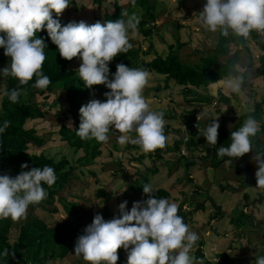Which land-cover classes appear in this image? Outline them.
Here are the masks:
<instances>
[{
    "label": "clouds",
    "instance_id": "obj_1",
    "mask_svg": "<svg viewBox=\"0 0 264 264\" xmlns=\"http://www.w3.org/2000/svg\"><path fill=\"white\" fill-rule=\"evenodd\" d=\"M132 2L134 5L135 0ZM69 7V0H0V33L6 36H0V47L11 59L10 66L0 73L18 80V87L5 90L3 94L15 104L25 94L22 86L28 85L33 78L35 88L46 89L51 84L49 76L43 73L47 44L44 38L36 35L46 28L61 58L80 61L78 76L86 88L105 85L110 89L104 93L106 101L92 99L80 107L76 134L82 140L108 143L109 133L116 131L121 146L137 145L145 153L165 148L168 139L165 114L153 110L144 96L150 73L119 63L113 78H109L110 62L132 48L129 31L135 34L139 19L133 14L127 21L119 19L91 25L72 21L62 26L59 17ZM199 22L205 30L219 32L224 37L233 35L247 40L253 31L264 35V0H207L199 12ZM243 83V75H236L227 79L225 86L239 94ZM213 101L210 104L215 107L217 104L213 105ZM10 124L11 121L5 120L0 134ZM207 124L204 122L199 127L195 120L190 123L198 133ZM219 127L218 120L213 119L203 133L210 146L217 145ZM260 131L259 122L248 115L243 125L231 132L230 145L219 147L217 155L238 159L254 153L257 187L264 189V146L253 143ZM180 152L185 153V150ZM21 168L26 169L28 165L22 164ZM56 180L54 168L47 165L21 171L15 177L0 174V219L26 220L29 206L43 203L49 195L43 185L50 188ZM143 192L148 196L146 200L133 202L130 210L128 202L123 201L112 219L105 220L101 214H96L78 236L75 255L82 256L87 264H117L118 249L122 248L127 264H204L191 253L199 235L178 214V204L167 198H157L151 185L145 184ZM187 193L179 197V203L186 201L184 205L188 206L192 204L186 198L192 196L190 191ZM184 205L183 210H187ZM197 207L199 204L195 209ZM261 221L264 222V217ZM2 255L7 257L9 250L4 249ZM255 264H264V256L257 255Z\"/></svg>",
    "mask_w": 264,
    "mask_h": 264
},
{
    "label": "rangeland",
    "instance_id": "obj_2",
    "mask_svg": "<svg viewBox=\"0 0 264 264\" xmlns=\"http://www.w3.org/2000/svg\"><path fill=\"white\" fill-rule=\"evenodd\" d=\"M108 1L110 2V6L113 2L111 0ZM149 1H153L155 4L157 3V17L155 20L149 19L147 17L146 19L148 24L143 26V29L146 28V26H151L149 23L151 21L153 24L151 28H153V30L150 35H143L141 38L142 41H138L140 35L138 27L135 34H133L130 30L129 39L132 46H140L141 48L146 47L145 39H152L153 48L150 50V54L147 55L150 58L154 56L156 52L161 54H163L164 51L167 52L168 43H171L173 44L174 48L177 49L179 61L187 64H195L198 62V58L200 56H206L209 54L208 51H210L216 44V39L218 38L216 36H218V33H212L208 31L206 32L205 30L203 34L198 33V31L200 32L204 28L199 22V17H196L199 16V12L202 11L203 7L198 10L192 9V5L197 0ZM71 3L74 4V1L69 0L70 7L68 9L73 10L76 4L71 5ZM76 3L78 4V2ZM88 4L92 5V3ZM77 8L81 10V7ZM89 9L90 12L93 13L95 10V5L93 4L91 7H89ZM81 11L83 12V9ZM141 11H143V9ZM132 12L139 19V22L140 20L144 19V17H146V15L135 10ZM100 13L101 9L98 7L97 18L100 16ZM78 14H81V12ZM258 35L259 38L256 39L257 42L250 44L251 51L249 53L243 52L241 54L240 60L236 67L233 68L231 76L225 77L221 84L204 88L191 85L184 87L173 83L172 85L174 86H171V88L166 90V88H168L167 83V86L162 87L159 92L154 88L148 89L149 86L147 85L144 90L145 98H157V93H160L161 96L158 97L167 100L169 104L173 103L174 100L179 101V113L177 114L176 120L179 124H184V129L187 130V132H189L188 126L193 120L199 124V127H202L204 122H208V124L203 127L202 131H205L206 127L213 120V117H217L218 123L221 118H224L221 120L220 127L218 129L219 137L221 134V129H230L236 123V117L231 116L251 111L255 107L256 103H259L260 105V119L257 121L259 123L264 121V104L262 103L264 101V77H259L260 74H258L260 68L259 59L262 55H264V50L260 48L261 45L264 44V35ZM187 39H190V44H181L180 41H185ZM232 51L233 47H231V52ZM73 67L79 68V64L73 62ZM2 69H4V66L0 64V70ZM150 75L153 74L150 73ZM236 75H243L244 82L246 83H243L242 91L239 94L231 92L225 86L226 80ZM3 79L4 77L2 76L0 79V85L3 82ZM155 79L159 78L155 76L153 77V80ZM164 82L165 81L162 78L160 80V85H164ZM187 87L191 89L190 92L185 91ZM195 95H211V99L209 102L196 101L193 99ZM220 96L224 97L225 100L227 99L229 103L227 104L226 101H220ZM237 96L239 97L238 99ZM27 98L28 100H33L31 95H29ZM53 99V94H51L47 100L39 97L38 95L35 96V100L37 102L44 101L46 103H52ZM92 99H99L102 102L106 101L104 90L95 89L92 87L86 102L88 103ZM216 99L218 101L217 105L215 107L211 106L210 103ZM205 108H209V110H206L205 112ZM42 109L46 112L45 118L43 117L36 120H28L24 124L25 128L32 127V129L35 130V134L44 139V142L40 147L30 144L28 152L31 151L33 153H43L45 156L52 157L54 160H59L61 157H65L69 161L74 162L75 160L80 159V157L84 155L82 149H76L75 147L68 145V143L60 137L58 132L60 127V124H58L59 120L60 122H64L67 126L71 127V119L69 114L66 112V104H54V106L51 107L42 106ZM216 109H218V111ZM162 112L165 114V120H167L171 115L169 110H164ZM222 114L224 116H222ZM48 115L50 119H47ZM51 116L57 119H53ZM198 116L199 118L197 119ZM171 132L173 139L180 138L177 132ZM109 135V142L103 143V145H106L99 147V149H101V154L95 157L91 163L84 165L80 163L75 165L72 177L58 194V196L62 198L55 199L53 204L46 205L41 209L39 208L38 211L30 209L29 206L26 220L14 222L11 220V218H9L12 222V231L10 233L11 241L16 237L18 226L22 223H25L35 215L44 218L49 226H69L76 225L80 220H86L90 216H94L98 213L103 214L104 211L102 207L106 206L108 207L110 218L112 219L114 214L118 213V205L123 201L128 202L127 208L129 209L133 202L146 200V198H148L147 194L143 192V186L145 183H142V180L139 178L135 180V176L138 175L139 171H142L139 174L144 176L147 174L146 184L152 186L153 193H155L160 188H165L166 185H162L158 178L152 176V174H155L157 171H149L155 167V161L152 162V168L149 169V167L145 166L143 163V167L139 169L138 163L140 162H137L134 158H131L134 162H130L131 159H129V164H127L126 158L128 156L126 157V155L123 154L122 157L119 158V154L115 153L113 156L111 152H108L110 149H112L117 152L125 151L128 152V154L132 153V151H127V149H119V143L117 142L118 136L116 133L111 131ZM199 135H201V132H199ZM172 137L168 135L169 142H173V140H171ZM261 137H263V135ZM111 145L116 147L112 148ZM135 146L137 147V145ZM210 150L211 146L207 144L206 138L201 139V145L199 144L198 151H201L202 153H209ZM177 155H179V152ZM253 155L254 153L250 152L239 158L240 165H250L249 163L254 164V166L247 172L245 171L244 174L242 169H240L241 173H239L237 168H230L227 166L217 170L216 175H214L215 172L211 170L207 162L205 164L202 163V165H200L201 167L198 168H186L184 166V159H181L182 165L180 173H178L179 188L177 191L172 190L174 195L172 193L170 194L169 201L172 202L175 200H181L179 195L184 194V189L189 188L190 186L195 185L197 188H200L201 193H199L197 197L192 196L188 198V202L192 204L188 205V207L195 209L196 205L199 204L201 209H198L197 207L198 210L192 214V218L195 219L198 224H200V221H203L206 223V225L200 224L199 226L193 220V222H189L188 220L185 221V223L189 225L192 231L199 235L201 242L205 243L208 231L213 233V241L216 238H221L222 241L226 240L228 243L227 245L215 244L211 242L210 252L204 251V254L207 253V257L213 262H219V259L214 255L215 251H226V253L232 255H230L231 257L236 256L237 258H244L235 259L236 261L233 260L229 264H255V259H251V254L256 250L259 251L258 255H262L264 252V247L255 249L258 246L257 244H264V222L258 218L259 212L264 215V210L258 208V204L261 206V204L264 202V194H260L261 191L257 186H255L257 183L254 186L248 184L251 181L252 183L256 182L255 172L258 170V168H256L257 165L252 160ZM132 157H134V155ZM141 158L142 157H140V159ZM193 158L197 159L196 157ZM118 161L126 162L127 167H130L124 168V165L119 167ZM172 162H174V160ZM146 165H148V163ZM176 166L179 169V164H176ZM187 173L190 174L192 180L190 182L185 179ZM242 176H245L246 180L242 181ZM131 184L134 186V193L129 191ZM100 189H105L111 193V197L100 196V194L97 193V191ZM179 189H181V193L179 192ZM210 189H213L214 191L208 194L207 192ZM244 192L248 193L249 199L245 201L246 203L249 202L247 204L249 207H244L245 201L241 197ZM175 193L178 195L175 196ZM204 200L206 201L205 204ZM69 202L75 203V206H70ZM68 208H72L74 211L70 212ZM240 210L248 214L250 218L245 221V224L241 228L235 229L234 227L228 225L229 222L227 217H229V215L226 212H230L232 215H234L239 213ZM221 213L223 214L220 215ZM180 215L183 216L184 219H192L190 216L188 217L184 211L183 214L181 213ZM219 215L221 221L214 222V217ZM237 216H240V214ZM210 226L216 227L215 230H211ZM228 231H231L230 235L227 234ZM230 239L233 240L230 241ZM238 239L240 243L237 241ZM73 249L75 248H72L66 255L69 260L66 259V256L63 258H55L56 264H87V262L83 260L82 256L75 255V251H73ZM70 253L72 256H69ZM118 255L120 259H118L117 264H127V255L123 249ZM245 257H249L248 261ZM49 264H53V260L49 262Z\"/></svg>",
    "mask_w": 264,
    "mask_h": 264
},
{
    "label": "trees",
    "instance_id": "obj_3",
    "mask_svg": "<svg viewBox=\"0 0 264 264\" xmlns=\"http://www.w3.org/2000/svg\"><path fill=\"white\" fill-rule=\"evenodd\" d=\"M73 1L74 4H76L75 8L73 10H65L62 16L59 17L62 26L72 21H85L89 25L96 23V21L92 18V14L94 15V12L91 13L89 9V7H91L93 4L96 7L100 5H103L104 7V12L102 13L101 18L102 24H105L108 21H116L119 19L124 20V14H126L129 18L130 15L134 14L132 12L133 10L140 12L143 9L144 13L143 11H141V14L146 15V18L148 17L149 19L153 20H155L156 18L155 4L151 3L149 0H135L134 5L132 0H127L126 9H123L120 4V0H114V2L113 0H111L113 3H111L110 6V2L108 0H87V2L86 0ZM75 1L78 2V4ZM206 2L207 0H197L192 5V9L195 10L202 8L204 4H206ZM88 3H92V5ZM74 4L71 3V5ZM77 7H81V10L83 9V12ZM79 12H81V14H78ZM87 14H90V17L92 19H89L88 16L85 18L84 16ZM54 18L56 17L54 16ZM147 24V19L140 20L138 24V30L142 36L150 35L153 30V28H151L153 25L146 26V28L143 29V26ZM199 33L203 34L204 31L201 30ZM217 33L218 36L216 37L218 38L216 39L215 46L210 51H208V55L200 56L198 58V62L195 64H187L179 61V57L177 56V49H175L173 44L171 43H168V50L166 54L163 55L156 52L154 56L150 58L147 57V55L150 54V50L153 48V42L152 39L146 38L145 49H142L140 46H132V48L127 53L119 54L113 59L112 62H110L109 78H113L116 72V65L119 63H124L126 66H129L131 68H142L147 70L151 74H155L157 76L159 75L161 78H163L165 82L162 86L160 85L159 80L153 82V88L156 91L161 90L162 87H166L167 83L170 80H172L175 84L184 87H186L187 85H191L195 87L208 88L212 85L215 86L221 84L222 80L225 77L231 76L232 70L238 64L241 54L243 52L249 53L251 51L250 44L253 42H257L256 39L259 38V35L258 33L253 31L247 40H243L242 38L233 35L224 37L219 32ZM36 35L37 37L44 38L45 43L47 44V48L45 49L47 58L43 65V73L49 76L51 84L46 89H38L33 87V85L35 84V78H33V80L30 81L28 85L22 86L26 89L25 94L21 95L18 103L13 104L3 93L5 90L10 91L13 88L18 87V80L11 76L5 77L2 73H0V79L2 78V76L4 77L3 82L0 85V96H2L0 100V126H3L5 120L11 121V124L6 129V131L0 134V174L7 173L10 176L15 177L21 171H28L33 167L42 168L43 166L47 165L54 168L57 176V180L52 187L49 188L46 184L43 185L48 191L49 195L43 203L38 205H30V209H33L34 211H38L39 208H44L46 205L53 204L55 199L57 198H62L58 196V194L72 177L73 169H75L76 164L81 163L84 165L91 163L95 157L101 154V149H99L101 143L96 142L94 139L82 140L76 134L80 124L79 109L82 105L87 104L86 100L89 97L91 90L86 88L85 84L80 80L78 76V68L73 67V62H76L80 65V61L76 58H74L72 61L61 58L57 46L54 45L48 37L46 28L38 32ZM0 36H5V34L0 33ZM180 42L181 44L188 45L190 44V39ZM231 47H233L232 52ZM260 48L264 50V44H262ZM4 52L5 49L3 47H0V64H2L5 68L10 66L11 59L10 57L5 56ZM259 62V74L260 76H264V55L260 57ZM93 88L102 89L104 90V93L110 91V89H108L105 85L93 86ZM185 91L190 92L191 89L187 87ZM51 94H53L54 96L52 103H46L44 101L37 102L35 100L36 95L47 100ZM29 95H31V98H33L32 101L28 100L27 97ZM238 98L239 97L237 96V99ZM193 99L196 101L209 102L211 99V95H195ZM219 100L226 101L227 104L229 103L227 99L225 100V98L222 96L219 97ZM61 103L66 104V112L67 114H69V117L71 119V127L67 126L64 122H60V120L58 119V124H60L58 130L59 135L64 141L68 143V145L75 147L76 149H82L84 153V155L81 156L80 159H77L74 162L69 161L65 157H61L59 160H54L52 157H47L43 153H33L31 151L28 152L30 144L40 147L43 144L44 139L37 136L35 134V130L32 129V127L25 128V122L28 120H36L43 117L45 118L46 112L42 109V106L51 107L54 106V104ZM262 103L264 104V101ZM216 110L218 111V109ZM259 114L260 105L259 103H256L255 107L251 111L231 116L236 117V123L230 129H221V134L218 137L217 145L211 146V150L209 153L197 152L199 142L195 140L194 136L198 134V131H196L192 127L190 130L191 134L189 135L186 142H183V140L181 141L179 139H175L171 147L173 150L179 151V162H181V159L183 158L184 166L186 168H198L201 167L200 165H202V163L205 164L207 162L211 170L215 172L214 175H216L217 170L227 166H229L230 168H237L239 173H241L240 169H242V172L244 174L245 171L247 172L254 166V164H241V166L239 158L235 159L227 156L220 158L217 155V150L221 146L228 147L230 145L231 132L238 130L243 125L248 115H252L256 120H259ZM56 116L59 117L58 115ZM52 118L57 119L54 117ZM47 119H50L49 115ZM259 124L261 127V131L254 138L253 143L257 146H264V121L260 122ZM169 128L170 125L166 124L165 134L169 131ZM113 132L118 133L116 131ZM262 135L263 137H261ZM194 148H196V153H193ZM166 149H169V147H166ZM183 149L185 150V153L180 152ZM193 157H196L197 159H194ZM25 163L28 165V168L22 169L21 165ZM157 170L158 169L154 167L149 171L156 172ZM140 172L142 171H139V173ZM139 173L135 180L139 178L142 180V183L146 184L147 174L144 176ZM186 175L187 176L185 177V179H187L188 182L192 181L190 174L187 173ZM241 180H246L245 176H242ZM248 184L254 186L256 182L252 183L251 181ZM255 186H257V184ZM259 190L261 191L260 194H264V189L259 188ZM129 191L134 193V186L132 184L129 187ZM188 191H190V196H198V194L201 193L200 188H197L195 185L190 186ZM179 192L181 193V189H179ZM97 193H99L100 196L111 197V193H109L105 189H100L97 191ZM154 195L157 198H167L169 200L170 193L168 190L160 188L154 193ZM183 196L184 194L179 195V197L182 198ZM241 197L244 201H247L249 199L247 192H244ZM246 201L244 203V207H249L247 205L249 202L246 203ZM185 203L186 201L184 202V204ZM69 204L70 206H75V203L69 202ZM184 204L183 202L178 203L179 215L181 213L183 214ZM259 205L260 204H258V208L264 210V202L263 204H261V206ZM131 207L128 210H130ZM102 208L104 211V213L101 214L103 218L105 220L111 219L108 207L103 206ZM198 209H201V207H199ZM68 210L70 212L74 211V209L72 208H68ZM226 213L229 215V217H227L229 224H227L234 227L235 229L241 228L245 224V221L250 218V216L244 213L242 210L234 215H232L230 212ZM116 214L118 213H115L114 215ZM222 214L223 213H221L220 215ZM238 214H240V216H237ZM220 215L217 216L218 218L215 220L216 222L221 221ZM94 216H90L86 220H80L76 225L49 226L44 218L35 215L25 223H22L18 226L16 237L12 241L10 240V233L12 231L11 220L9 218L0 219V264H45L53 258L65 257L72 248H75V243L78 236L83 234L84 228L91 224ZM187 216L189 217V215ZM258 216L260 220H262V218L264 217L261 212H259ZM188 220L189 222H193L192 219H184V222ZM199 223L206 225V223H204L203 221H200ZM196 224L198 225L197 221ZM212 227L214 226H210V229ZM239 237L241 238L240 235ZM231 240L233 239H230V241ZM237 241L240 243L239 239ZM4 249L9 250V255L7 257H4L2 255ZM121 250L122 248L118 249V254ZM206 250H209L210 252V249L205 248V243L201 242V240L199 239L196 245L191 250V253L196 258L203 260L204 264H229L235 259H242L231 257L228 253H226V251H215L214 255L219 259V262L213 263L206 257V255H204V251ZM13 253L14 255H12ZM257 255H251L252 258H250L256 259ZM261 256H264V252ZM246 259L248 261L249 257H247Z\"/></svg>",
    "mask_w": 264,
    "mask_h": 264
},
{
    "label": "crops",
    "instance_id": "obj_4",
    "mask_svg": "<svg viewBox=\"0 0 264 264\" xmlns=\"http://www.w3.org/2000/svg\"><path fill=\"white\" fill-rule=\"evenodd\" d=\"M113 2H114V0H113ZM151 3H154L153 1L151 2ZM120 4H121V6L123 7V9H126V7H127V0H120ZM155 4V3H154ZM157 4V3H156ZM156 4H155V7H156ZM98 7H100V9H101V13H100V16L97 18V10H98ZM98 7H96L95 6V10H94V15H92V18L96 21V22H102V13L104 12V7H103V5H100V6H98ZM201 9V8H200ZM196 10H198V9H196ZM156 12H158V11H156ZM140 13H141V11H140ZM89 17V19H92L90 16V14H87V15H85L84 17L86 18V17ZM157 17V16H156ZM196 17H199V16H196ZM127 19H128V17H127V15L126 14H124V20L125 21H127ZM144 19H146V17H144ZM150 25H153L152 24V22H150ZM205 29H203V31H204ZM206 32H207V30H205ZM197 32V31H196ZM209 32V31H208ZM198 33H199V31H198ZM143 36L140 34L139 35V39H138V41H142L141 40V38H142ZM134 47V46H133ZM142 49H145V47H142ZM166 51H164V53H163V55L164 54H166L165 53ZM148 57V56H147ZM258 74H259V71H258ZM157 77V78H159V79H155V80H153V77ZM259 77H264V76H260L259 75ZM112 78V77H111ZM162 78L158 75H155V74H153V75H150V78H149V83H148V89H152L153 87H154V83L153 82H155L156 80H159V83H160V80H161ZM174 82L172 81V80H170L169 82H168V88H166V90H168L169 88H171V86H174V85H172ZM175 84V83H174ZM165 90V91H166ZM160 91V90H159ZM158 91V92H159ZM158 95H157V98H154V97H150V98H148V99H146L147 101H148V103L151 105V108L153 109V110H155V111H164V110H169L170 111V113H171V115H170V117H168V119L166 120V124H168V125H170V128H169V131L168 132H166V136L168 137V135H170L171 137H172V135H171V131H175V132H177V134L179 135V137H180V139L181 140H184V139H187L188 137H189V135L191 134L190 133V130H191V127H189V126H191L190 124H189V126H188V128H189V132H187V130H185L184 129V124H179L178 122H177V114L179 113V101H177V100H174V102L173 103H170L169 104V102L167 101V100H164L163 98H159L158 96H161L160 95V93H157ZM1 97L2 96H0V99H1ZM168 98H170V97H168ZM1 109V108H0ZM206 110H209V108H205V112H206ZM204 112V113H205ZM200 116H201V114H200ZM222 116H224L223 114H222ZM213 119H217V117H213ZM222 119H224V118H221L220 120H219V124H220V122H221V120ZM183 123V122H182ZM208 123V122H207ZM173 127V128H172ZM193 128V127H192ZM187 133H188V135H187ZM203 133H204V131H201V135H199V133L196 135V136H194V138H195V140L196 141H198L199 142V144L201 145V139H204L205 137L203 136ZM117 134V136L119 135V133H116ZM133 137H135V133H132L131 134ZM198 138V139H197ZM177 139H179V138H177ZM179 139V140H180ZM171 140H175V139H173V137H172V139ZM118 142V141H117ZM118 144V143H117ZM172 144H173V142H169V140L167 139V146L166 147H169V149H166V147L165 148H163V149H157L156 151H154V152H151V153H145V152H143L142 151V149L139 147V146H135V145H133V144H127V145H125V147L124 146H121V145H119L118 147H119V149H127V151H132V153L131 154H133L134 155V157H132L133 155H131V154H128V152H125V151H119V152H117V151H114V150H112V149H110V151H108V152H111L112 153V155L114 156L115 155V153L116 154H119V158H121L122 157V155L124 154V155H126V162H127V164H129V159H135L137 162H140V163H138V165H139V169L140 168H142L143 167V163L145 164V166H148L149 167V169L150 168H152L153 167V164H152V162L153 161H155V168H157L158 170H157V172L155 173V174H152V176H154V177H156V178H158V180H159V182L160 183H162V185H166L165 186V188L164 189H166V190H168L169 191V193L171 194L172 193V190H176L177 191V189L179 188V174L178 173H180V169H181V162H179V155H177L178 154V151L177 150H173L172 149ZM104 145H106V144H104ZM103 145V143H102V145H101V147L102 146H104ZM112 146V148H115L114 147V145H111ZM198 146V145H197ZM171 147V148H170ZM197 148V147H196ZM196 148H194V150H193V153H196ZM197 150H198V148H197ZM197 152H201V151H197ZM140 157H142L141 159H140ZM130 160V162L132 161V162H134L133 160ZM143 162H142V161ZM174 160V162H172ZM116 161H117V159H116ZM126 162H119L118 161V166L120 167L121 165H124V168H129V167H127V165H126ZM148 163V165H146ZM116 164H117V162H116ZM176 164H179V169L177 168V166H176ZM158 166V167H157ZM166 166H168V167H166ZM144 171V170H143ZM178 171V172H177ZM135 177H137V176H135ZM157 180V179H156ZM151 182H153V181H151ZM169 182V183H168ZM169 184H170V186H169ZM184 186H186V185H184ZM167 187H169V188H167ZM212 190V191H211ZM187 191H188V188H186V189H184V194L185 195H187ZM214 190L213 189H210L207 193L209 194V193H212ZM173 194V193H172ZM174 195V194H173ZM176 195H178L177 193H175V196ZM189 197L187 196V198H186V200L188 199ZM147 199V198H146ZM176 201V202H175ZM175 201H172V202H175V203H179V201L178 200H175ZM205 200H204V204H205ZM259 203H261V202H259ZM189 210H191V211H189ZM196 210H198V209H191V208H188L187 210H184V213H186L187 211H189L188 212V215L192 218V214H194V212L196 211ZM218 217L217 216H215L214 217V221L217 219ZM192 220L193 221H195V223H196V220L195 219H193L192 218ZM199 226H200V224H198ZM215 228L216 227H212L211 228V230H215ZM214 232V231H213ZM230 233H231V231H228L227 232V234H229L230 235ZM212 232H210V231H208L207 232V235H206V240H205V248L206 249H210V247H211V242H213V243H215V244H223V245H227L228 243L226 242V240L225 241H222V239L221 238H216L214 241L212 240ZM258 246H257V248H255V249H259V248H263L264 247V244H257ZM253 249V248H252ZM73 251H75V249H73ZM207 252H209V250H206ZM217 252V251H216ZM254 254H258V251L256 250L254 253H252L251 255H254ZM206 256H207V253L205 254ZM231 255V254H230ZM69 256H72V254L70 253L69 254ZM232 256V255H231ZM236 257V256H235ZM237 258V257H236ZM239 258V257H238ZM245 258H247V257H245ZM66 259L67 260H69L68 258H67V256H66ZM242 259H244V258H242ZM53 260V264H56V259L55 258H53V259H51V260H49L48 262H46L45 264H49V262H51Z\"/></svg>",
    "mask_w": 264,
    "mask_h": 264
},
{
    "label": "built area",
    "instance_id": "obj_5",
    "mask_svg": "<svg viewBox=\"0 0 264 264\" xmlns=\"http://www.w3.org/2000/svg\"><path fill=\"white\" fill-rule=\"evenodd\" d=\"M213 104H217V101H213ZM179 152V151H178ZM184 208L188 209V206L187 205H184Z\"/></svg>",
    "mask_w": 264,
    "mask_h": 264
}]
</instances>
